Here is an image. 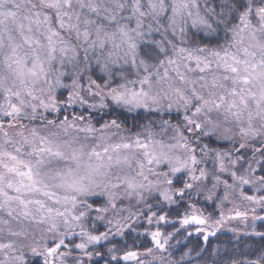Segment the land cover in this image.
Returning <instances> with one entry per match:
<instances>
[{"label":"snow or ice","instance_id":"obj_1","mask_svg":"<svg viewBox=\"0 0 264 264\" xmlns=\"http://www.w3.org/2000/svg\"><path fill=\"white\" fill-rule=\"evenodd\" d=\"M0 264H264V0H0Z\"/></svg>","mask_w":264,"mask_h":264}]
</instances>
